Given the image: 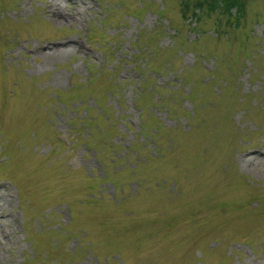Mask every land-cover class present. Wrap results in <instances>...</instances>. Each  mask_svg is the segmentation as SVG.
I'll return each mask as SVG.
<instances>
[{
	"label": "rangeland",
	"instance_id": "374dc122",
	"mask_svg": "<svg viewBox=\"0 0 264 264\" xmlns=\"http://www.w3.org/2000/svg\"><path fill=\"white\" fill-rule=\"evenodd\" d=\"M195 1L0 0V264H264V0Z\"/></svg>",
	"mask_w": 264,
	"mask_h": 264
},
{
	"label": "trees",
	"instance_id": "16d2710c",
	"mask_svg": "<svg viewBox=\"0 0 264 264\" xmlns=\"http://www.w3.org/2000/svg\"><path fill=\"white\" fill-rule=\"evenodd\" d=\"M193 5L198 8V11L213 12L219 10V13L227 16L229 25L231 23L236 24L244 12L243 0H196ZM232 7L235 9V13L231 15L230 9Z\"/></svg>",
	"mask_w": 264,
	"mask_h": 264
},
{
	"label": "bare ground",
	"instance_id": "6f19581e",
	"mask_svg": "<svg viewBox=\"0 0 264 264\" xmlns=\"http://www.w3.org/2000/svg\"><path fill=\"white\" fill-rule=\"evenodd\" d=\"M51 17V16H50ZM53 17H54V13H53ZM52 18V17H51ZM53 20H56L57 21V19H54V18H52Z\"/></svg>",
	"mask_w": 264,
	"mask_h": 264
}]
</instances>
